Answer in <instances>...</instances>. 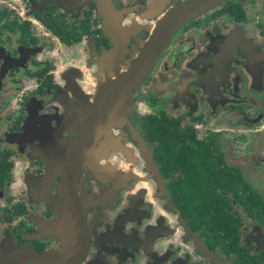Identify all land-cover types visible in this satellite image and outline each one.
I'll use <instances>...</instances> for the list:
<instances>
[{
	"label": "flooded vegetation",
	"instance_id": "af4514ba",
	"mask_svg": "<svg viewBox=\"0 0 264 264\" xmlns=\"http://www.w3.org/2000/svg\"><path fill=\"white\" fill-rule=\"evenodd\" d=\"M102 1L0 0V264H264V0Z\"/></svg>",
	"mask_w": 264,
	"mask_h": 264
},
{
	"label": "rangeland",
	"instance_id": "374dc122",
	"mask_svg": "<svg viewBox=\"0 0 264 264\" xmlns=\"http://www.w3.org/2000/svg\"><path fill=\"white\" fill-rule=\"evenodd\" d=\"M53 1H57V0H53ZM62 1L63 2H61V0L60 1L58 0V2H60L59 5L61 6V8L72 13L71 9H73V6H72V3L70 2V0H62ZM69 2L71 3V5ZM107 5H111V2H107L106 0H103L102 3L100 2L97 6L100 9L101 6H102V8H104V6H107ZM141 45H142V42H140L138 46H135V49L133 50V52L131 53V55L129 57L124 56V58H123L124 63H121V61L117 62V64L114 66V69H111V70L106 69V70H103L101 73L100 72L97 73V69L95 68V66L91 65L89 63L92 56H89L87 50L86 49L84 50V48H83V50H84L83 53H80L79 55L75 54L72 51H70L69 53H65V52L61 53L59 51V53H58L59 58L56 57V60L58 61V63L62 67V68L60 67V69L64 68V70H65V69H72L73 68L77 71L81 70V75L78 74L79 77H78V79H76V82L83 84V86L87 87L88 92H86V93L88 95H90L91 94L90 86L93 82L88 81L87 80L88 77L89 78H90V76L92 78L93 77L97 78L98 76L100 77L99 80L95 78V82H94V83H97L96 91H99L103 86H105V84L107 82H109L110 80H113L119 71L123 70L127 66V64L132 61V59L135 57V54ZM39 47H40V51H42L44 44H43V46L40 45ZM47 50L49 51V49H47ZM85 66H86L87 70H85L86 69ZM117 66L119 67L118 70L116 69ZM65 71H68V70H65ZM87 84H90L89 88H88ZM132 102H133V100H132ZM261 189L264 190V188H262V187H261ZM263 190H262V193L264 194Z\"/></svg>",
	"mask_w": 264,
	"mask_h": 264
},
{
	"label": "trees",
	"instance_id": "16d2710c",
	"mask_svg": "<svg viewBox=\"0 0 264 264\" xmlns=\"http://www.w3.org/2000/svg\"><path fill=\"white\" fill-rule=\"evenodd\" d=\"M167 147V145H166ZM168 155H167V159H168ZM202 176H201V172L200 171H194L191 173H187L186 177L183 179L186 182V185L183 186H174V195L175 197H183L184 195H189V196H201L202 192H200V190H202V188H200V186L196 185L194 183V180H201ZM257 198V197H255ZM251 204H256L259 206H262V211L264 212V204H262L258 198L255 201H252ZM208 205V204H207ZM244 205L248 206L247 203H245Z\"/></svg>",
	"mask_w": 264,
	"mask_h": 264
},
{
	"label": "water",
	"instance_id": "95a60500",
	"mask_svg": "<svg viewBox=\"0 0 264 264\" xmlns=\"http://www.w3.org/2000/svg\"><path fill=\"white\" fill-rule=\"evenodd\" d=\"M160 46L161 45H159L158 47V44L157 42H155V39L150 42L147 49L145 50V53L151 55L152 58L148 56L147 61H145L142 66H140V63H141V60H140V62L138 63V71H131L128 73V75H126L125 80H124L126 84L131 85L143 76L147 67H149L154 57L158 54L160 50ZM143 56H146V55H143Z\"/></svg>",
	"mask_w": 264,
	"mask_h": 264
}]
</instances>
